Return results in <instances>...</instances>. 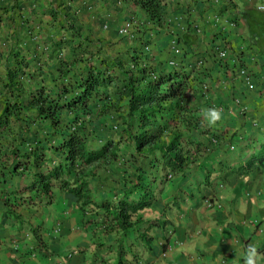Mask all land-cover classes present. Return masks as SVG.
I'll return each instance as SVG.
<instances>
[{"label":"crops","instance_id":"0c3cea01","mask_svg":"<svg viewBox=\"0 0 264 264\" xmlns=\"http://www.w3.org/2000/svg\"><path fill=\"white\" fill-rule=\"evenodd\" d=\"M81 1L0 0V72L13 62L10 50L30 33L43 43L55 32L49 27L54 2L80 10ZM88 1L91 10L87 17L83 12L82 28L112 43L120 39L118 34L111 39L113 32L139 13L117 5L118 0ZM164 2L171 17L184 14L200 32L179 35L181 54L175 56L170 49L175 36L158 30L151 37L153 62L170 68L169 62L190 67L204 61L212 78L201 114L218 142L197 157L185 178L153 186L156 201L134 215L140 224L125 231L106 230L99 218L88 224L91 215H83L76 198L58 188L50 202L33 194L24 201L11 197V206L1 199L0 264H244L249 243L264 254V160L245 167L260 159L264 145V12L257 10L264 0ZM103 19L109 22L106 28L100 27ZM218 50L226 52L224 60ZM241 68L250 72L254 89L238 77ZM208 109L221 113L215 124L205 116ZM123 162L90 180L95 201L115 202L129 189L122 179L131 172Z\"/></svg>","mask_w":264,"mask_h":264},{"label":"trees","instance_id":"16d2710c","mask_svg":"<svg viewBox=\"0 0 264 264\" xmlns=\"http://www.w3.org/2000/svg\"><path fill=\"white\" fill-rule=\"evenodd\" d=\"M121 1L139 10L131 14L141 23L132 39L118 36L112 43L87 34L88 0L80 10L54 2L49 27L55 32L43 43L30 33L10 50L13 62L0 72V200L6 206L26 194L50 202L58 188L91 215L88 224L99 218L106 230L125 231L156 201L153 186L185 178L218 142L201 114L212 78L204 61L170 68L153 62L152 35L164 30L179 46V35L193 25L184 14L171 17L164 0ZM177 17L184 18V32ZM108 23L103 19L100 27ZM40 44L46 47L39 50ZM262 150L246 168L264 160ZM121 162L129 164L131 173L122 179L129 189L115 202L95 201L90 180Z\"/></svg>","mask_w":264,"mask_h":264},{"label":"built area","instance_id":"2783aa9c","mask_svg":"<svg viewBox=\"0 0 264 264\" xmlns=\"http://www.w3.org/2000/svg\"><path fill=\"white\" fill-rule=\"evenodd\" d=\"M214 2H218V0H214ZM122 1L118 0L117 1V5H121ZM88 10H91V7L88 6ZM258 11L264 12V6H258L257 7ZM220 18L217 16L215 19V22H219ZM176 26L177 28L181 31L184 32L185 30V24H184V18L183 17H177L176 18ZM138 25V22H136L133 19H128L126 20L119 28H118V35L120 37H128L130 39L133 38V34L135 31L136 26ZM226 25L229 27H234L235 24L233 22H227L226 21ZM106 28V25L104 26ZM193 29L199 33L200 29L197 26H193ZM170 49L173 52V54L175 56H179L181 54V50L179 49V47L176 44V40L172 39L171 43H170ZM218 57L219 60H224L226 58V52L224 50H218ZM200 64V62H199ZM169 65L171 66H175L176 64L174 62H169ZM238 77L240 78V80L242 81V83L248 88V89H254L255 88V83L253 81V78L250 74V72H248L246 69L241 68L238 71ZM208 205H211L208 203Z\"/></svg>","mask_w":264,"mask_h":264},{"label":"clouds","instance_id":"9594fccd","mask_svg":"<svg viewBox=\"0 0 264 264\" xmlns=\"http://www.w3.org/2000/svg\"><path fill=\"white\" fill-rule=\"evenodd\" d=\"M205 116L208 118L210 124H215L221 119V113L215 109L205 110ZM244 264H260L264 259V254L258 251L255 244L249 243L244 251Z\"/></svg>","mask_w":264,"mask_h":264},{"label":"rangeland","instance_id":"374dc122","mask_svg":"<svg viewBox=\"0 0 264 264\" xmlns=\"http://www.w3.org/2000/svg\"><path fill=\"white\" fill-rule=\"evenodd\" d=\"M105 172V171H104ZM103 173V172H102ZM105 174V173H104ZM124 174V173H123ZM107 174H105V178H107V176H106Z\"/></svg>","mask_w":264,"mask_h":264}]
</instances>
